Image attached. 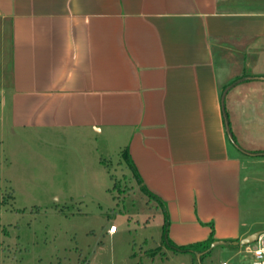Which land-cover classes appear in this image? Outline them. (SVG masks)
Here are the masks:
<instances>
[{"label": "crops", "instance_id": "1", "mask_svg": "<svg viewBox=\"0 0 264 264\" xmlns=\"http://www.w3.org/2000/svg\"><path fill=\"white\" fill-rule=\"evenodd\" d=\"M263 97L264 0H0V105L11 126L101 139L129 165L127 154L138 187L167 210L162 245L201 264L209 250L169 244L214 233L240 249L264 232L242 202L239 153L256 154L229 148L243 119L229 113H254ZM231 256L221 264L241 263Z\"/></svg>", "mask_w": 264, "mask_h": 264}, {"label": "rangeland", "instance_id": "2", "mask_svg": "<svg viewBox=\"0 0 264 264\" xmlns=\"http://www.w3.org/2000/svg\"><path fill=\"white\" fill-rule=\"evenodd\" d=\"M226 104L229 113V99ZM254 109L229 113L234 124L243 116L238 144L229 148L256 154L239 153L249 177L242 202L250 208L247 218L258 222L264 221V97ZM89 143L67 133L15 129L0 105V264H201L197 253L162 245L163 210L148 200L116 149L101 139ZM111 225L117 233L108 232ZM214 242L204 264L231 262L234 251L240 264L254 259L244 246Z\"/></svg>", "mask_w": 264, "mask_h": 264}, {"label": "trees", "instance_id": "3", "mask_svg": "<svg viewBox=\"0 0 264 264\" xmlns=\"http://www.w3.org/2000/svg\"><path fill=\"white\" fill-rule=\"evenodd\" d=\"M226 117H227V113H225ZM227 120V118H226ZM126 156V159H128L129 161V167L134 171V176L136 177V179L138 181H141V178L136 170V167L132 164L131 160H129V157L127 154H125ZM142 190L152 196V194H150V192L146 189L145 186H142ZM165 210V223H164V226H163V242L165 244H168V228H169V220H168V213H167V210L164 208ZM213 241H216L215 238H214V233L211 234L210 236V239L207 240L206 242H203V243H200L198 245H194V246H188V247H178V246H175L174 244H169L171 247H173L175 250L177 251H190V250H196V249H200V250H206L207 248H209V244L212 243ZM205 254L202 256V259L204 258Z\"/></svg>", "mask_w": 264, "mask_h": 264}, {"label": "built area", "instance_id": "4", "mask_svg": "<svg viewBox=\"0 0 264 264\" xmlns=\"http://www.w3.org/2000/svg\"><path fill=\"white\" fill-rule=\"evenodd\" d=\"M115 229V231L113 230ZM118 231L116 225H111L108 229L110 234H115ZM246 250L249 254L253 255V261L250 264H264V232H261L258 239L246 246ZM223 264H228L224 262Z\"/></svg>", "mask_w": 264, "mask_h": 264}, {"label": "water", "instance_id": "5", "mask_svg": "<svg viewBox=\"0 0 264 264\" xmlns=\"http://www.w3.org/2000/svg\"><path fill=\"white\" fill-rule=\"evenodd\" d=\"M260 233H261L260 231L255 232V233L251 234L250 236H247L246 238L242 239L240 242H236V244H239L240 246L250 245L258 239V236L260 235ZM217 244H218V242H214L213 246H215ZM199 260H200V263H202L201 254H199Z\"/></svg>", "mask_w": 264, "mask_h": 264}, {"label": "snow or ice", "instance_id": "6", "mask_svg": "<svg viewBox=\"0 0 264 264\" xmlns=\"http://www.w3.org/2000/svg\"><path fill=\"white\" fill-rule=\"evenodd\" d=\"M115 231V229H113Z\"/></svg>", "mask_w": 264, "mask_h": 264}]
</instances>
